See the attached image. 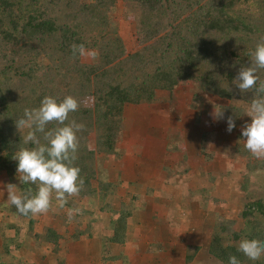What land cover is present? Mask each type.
<instances>
[{
    "label": "trees",
    "instance_id": "obj_1",
    "mask_svg": "<svg viewBox=\"0 0 264 264\" xmlns=\"http://www.w3.org/2000/svg\"><path fill=\"white\" fill-rule=\"evenodd\" d=\"M117 8L126 18L133 45L122 40L114 25ZM261 37L264 0H0V176L20 192L31 188L35 193L36 185L19 183L18 162L12 159L20 147L35 146L23 143L28 130L19 132L15 120L23 117L26 108H38L45 96L58 101L68 95L76 98L80 107L66 123L75 120L85 126L77 132L74 162L84 181L82 190L68 197L64 207L53 193L52 208L41 214L47 219L33 233L36 216H23L10 203L1 206L0 264H30L29 257L35 264H70L64 262L70 242L95 236L100 241L96 250L87 252L92 255L87 264H130L138 253L135 244L148 251L166 245L158 235L140 232L143 223L135 215L143 209L144 196L125 192L119 200L120 193H115L124 185L116 164L123 152L117 144L122 137L131 138L130 126L142 116L137 114L132 121L126 116L130 108L149 105L164 92L173 99L178 87H183L187 104L178 103L170 115L177 120L181 110L187 111L194 129L185 133L186 142H181L185 146L177 143L176 147L165 137L167 153L179 155L174 162L188 161L185 153L202 154L201 164L220 154L228 161L244 159L240 176L231 183L234 203L240 200L237 210L215 213L220 193L208 186L183 190L193 193L187 199L196 207L187 204L192 212L201 211L197 214L200 221L209 212L203 227L208 233L207 253L218 264H228L230 256L241 264H264V257L253 262L237 251L242 239L264 240V160L253 157L242 143L241 127L251 122L246 114L255 89L241 93L233 82L240 67L248 65L249 53ZM73 44L97 50L98 59L73 58ZM258 75L264 80V70ZM214 109L224 110L223 119L213 118ZM230 116L236 127L229 133L226 121ZM55 127L52 123L46 130ZM119 132L127 136H118ZM36 135L46 143L42 133ZM204 148L207 151L202 153ZM97 156L110 164L96 167ZM189 163L199 164V160L191 156ZM165 172L173 174L174 169ZM170 177V186L175 188L179 181ZM135 178L133 184L141 182ZM176 192L178 197L183 193ZM226 204L233 205L231 201ZM21 219L26 220L22 233ZM188 255L187 263L191 247Z\"/></svg>",
    "mask_w": 264,
    "mask_h": 264
},
{
    "label": "clouds",
    "instance_id": "obj_2",
    "mask_svg": "<svg viewBox=\"0 0 264 264\" xmlns=\"http://www.w3.org/2000/svg\"><path fill=\"white\" fill-rule=\"evenodd\" d=\"M73 58L96 60L99 52L86 49L83 44L71 46ZM248 65H242L233 81L241 93H248L255 89V95L247 107L250 123L241 127L245 149L255 158L264 160V80L258 73L264 70V37H261L255 48L249 53ZM80 102L71 95L57 100L52 96H45L38 108L25 109L23 117L15 120L19 132L27 129L23 136L25 145L31 143L32 148L20 147L13 155L17 161V176L20 184L36 185L33 194L31 188L20 192L15 184H7V200L17 212L23 216L47 214L52 208L53 193L60 207L68 202V197L76 196L82 190L84 181L80 177L79 167L74 166L77 159L79 141L77 132L84 129L83 124L75 120L69 121V114L77 111ZM224 110L214 109L213 118L223 119ZM56 124L57 127L46 130L47 125ZM227 131L230 133L235 127V121L230 116L227 121ZM42 133L46 143H41L36 133ZM73 213L69 212V219ZM237 251L249 261H259L264 257V240L242 239ZM228 264H241L236 256H230Z\"/></svg>",
    "mask_w": 264,
    "mask_h": 264
},
{
    "label": "rangeland",
    "instance_id": "obj_3",
    "mask_svg": "<svg viewBox=\"0 0 264 264\" xmlns=\"http://www.w3.org/2000/svg\"><path fill=\"white\" fill-rule=\"evenodd\" d=\"M115 15H116V18L113 20V22H114V25H116V27L118 29V33H119L120 37L127 44L129 43V44L133 45L130 42V37H129L130 33H129V29L126 27V24H125L126 18L123 15L122 10L120 8H117ZM82 59L85 62H89V60H90V59H85V58H82ZM183 90H184L183 87H178L177 90H175V92L173 93V96H174L173 99H169L168 94L166 92H164L163 94L156 96L153 99V102L151 104L141 106L142 108L138 106V108H134V109L130 108L132 110H128V112L126 113V116L130 117L132 121H133V118H135L137 116V114H140L144 117L139 116L138 117L139 120L134 121L132 123V125L130 126V130H131L130 137L131 138L123 139V137L122 138L119 137L121 139L117 145L119 148L122 149L123 153L124 152L128 153L130 151L132 153H141L138 151V149H140V150L142 149L143 143L145 144L146 142H149V140H151L152 141L151 145L154 147L156 145L155 140L159 139V138L163 139V136L169 138V141H172V143L175 142L176 147H178L177 143H179L181 146H185L184 143H181L184 140L186 142L187 135H185V133L188 132L189 129H192V128L194 129L193 123L190 122L191 114H189L187 111L184 112L181 110L182 114L179 112V114H180V117L178 118L179 120L178 119L175 120L170 115L174 110L177 111V104L178 103H181L182 105L187 104L185 101ZM203 123H204V119H201L200 127H202ZM133 127H136V128H133ZM138 130H140V131H138ZM137 133H143L142 135H144L146 137V140H144L143 137H142L143 139L142 138L140 139L141 136L135 137L137 135ZM162 134H163V136H162ZM118 136H127V135L126 134L121 135V133L119 132ZM89 137H90V139H89L90 146L92 147L94 140H93L92 135H90ZM138 143L140 145H137ZM172 143L170 142L169 144H172ZM242 143H244V141ZM169 148L172 151L175 150L174 145H170ZM181 150H182V147H181ZM183 151H184V149H183ZM206 151H207V149L204 148L202 153H205ZM142 153H145V152L143 151ZM167 154L171 158L174 156V153H171V152H169ZM185 155L187 157L190 156V158L192 156V159L193 158L198 159L199 164H191V166H190V163H188L189 161H185L184 163L173 162V163H171L170 167L174 169V172H172V173L173 174L176 173V175L169 173L168 176L169 177L173 176L174 179H176L177 181H181L182 183L187 182L188 180L193 183V179H194L197 182H200V184L205 183V185H206V183H208L209 186L213 185V184H217L216 188H215V192L217 194L220 193L219 194L220 198H218V200H217L220 208H218L215 212L217 214H221V213L223 214L226 211L228 212L230 210H232V211L237 210V208L239 207V201L240 200L237 199L236 202L234 203V201H233L234 195L233 194H235V192H233L234 187H233V185H231V183H232V181L234 182L235 180H237L235 178L240 176V174L242 172V168H243L242 166H243V162H244L243 160L244 159L239 158V159H233V160L231 159L230 161H228L227 157L224 158V157L220 156L221 155L220 154V155H218L219 158L214 157L208 163L201 164L202 163V156H203L202 154L199 155L198 153H185ZM140 157H141L140 154H135V155H132L130 157V160L134 161L136 159H139ZM108 164H110L109 160H104V159L102 160V159H100L99 156H97L95 158L96 167L105 166ZM111 165H114V163ZM134 168H136L135 165H134ZM182 169H185V170L187 169L188 172L185 173L184 171H181ZM197 170H199L200 172H198ZM120 171H121V169H120ZM140 171L150 172L151 169L150 168H147L144 170L140 169ZM175 171H177V172H175ZM127 173H129L128 170H127ZM136 173H139V170H137V168H136ZM205 173H207V175ZM226 173H228L229 175L225 176ZM183 174H186V175L183 176ZM169 177L167 178V175H166L164 178H166V180H168ZM210 177L213 178L212 181H209L208 178H210ZM214 179H216V180L214 181ZM226 179L229 182V184H227ZM249 181H250L249 185H251L250 183H251L252 179H250ZM142 182H144L145 184H146V182H150L149 177L147 176L146 180L145 181L142 180ZM4 184L7 185L8 182L5 181L3 179V177L0 176V207L9 204V202L7 200L6 187L4 186ZM196 185H199V184H196ZM254 188H257V187L255 186ZM166 190H168V192H167L168 195L170 193L171 194L177 193L175 188H173L171 186L166 187ZM192 190H194V189H192ZM178 191H180V190H178ZM125 192L136 193V195H140V196L142 194V197L144 196L147 198H150L148 196H151V194L148 193L149 191L140 185L135 186V185H125L124 184L121 192L118 189L115 191L116 195L120 193L119 196L117 195V197H119V200H120L121 195L123 196V193H125ZM182 192H183L182 196L184 197V191H182ZM191 195H193V193H191ZM238 196H240V195L238 194ZM171 197L173 198L175 196H171ZM148 200L149 199H147V201ZM212 200L213 199H211L209 201H212ZM181 201L182 200L180 199V197H178L176 199V203L178 205H181ZM223 201L225 202V204L223 203ZM230 201L233 203V205H230L228 207L226 202L229 204ZM116 206H117V202H116V200H113L112 207L116 208ZM209 209L210 208H208V210ZM187 210L192 211L190 208H187ZM178 211L180 214L182 212L188 213L184 209L183 206L179 207ZM208 213L203 214V218L201 219V221L196 220L193 224L194 225L193 228L199 230V224L200 223H201L202 228L204 226H206L207 222H205V219L210 218ZM177 217L178 216H176L175 211H174V218L166 216V219H165L166 228L169 232H171L170 230H176L177 229V226H178V218ZM36 219L37 220L32 227V233H33V231L34 232L40 231L41 226L44 224L43 219H47V218H45V216H43V215H38V216L36 215ZM50 221H52V220L49 219V217H48V222H50ZM19 227L21 228L20 233H22L26 227V220L25 219L20 220ZM93 230H94V228H93ZM203 230H204V228H203ZM188 235H190L188 238L192 237L191 234L188 233ZM172 236H174V235L172 234ZM159 237L162 241H165L164 232H162L161 236H159ZM190 240H193V239H190ZM98 241H100L99 237L95 236L89 240L84 239V240H79L78 242H70V244L67 247L68 251H67V254L65 255L64 262H67L70 264L91 263L92 259H88V256H92V255H89L87 252H89L90 251L89 249H92V248H94V250H96V248H97L96 243H98ZM27 253H29V252H27ZM26 260H28L27 262H29L30 264H33V263L35 264L34 258H32V257L31 258L29 257ZM37 264H45V262H40Z\"/></svg>",
    "mask_w": 264,
    "mask_h": 264
},
{
    "label": "crops",
    "instance_id": "obj_4",
    "mask_svg": "<svg viewBox=\"0 0 264 264\" xmlns=\"http://www.w3.org/2000/svg\"><path fill=\"white\" fill-rule=\"evenodd\" d=\"M140 136V139L143 137L144 140H146V137L144 135ZM163 139H156V145L154 147L151 145L152 141L149 140V142L142 144L141 150L138 149V151L141 153H123V156L119 159L118 162H116L117 170L120 172L122 179H124L125 185H140L146 188V190L149 191L148 193L151 194V196H148L150 198L144 197V203L142 205L143 209L140 210L141 212H139L138 215H135V220L143 223L140 232L144 234V236L148 235L150 237L155 235L161 236L162 232H164L165 236V241H162L161 239L160 240L166 245H163L156 250L148 251L145 250L146 246L135 244L134 248L138 253L135 252V254L137 253V255L135 259L134 257H132L134 260L131 258L132 261L130 262V264H218L216 263V261L211 259L207 253L206 244L208 243V233L203 230V228L201 227V223L199 224V230L193 228L194 225L193 221L191 220H200V218L197 217V214L200 215L201 211L198 213L195 211V214L194 212L187 210V208H189V204H187V202L193 204L194 207H196L195 202L189 201L187 199L188 196L189 199L192 198V195L185 193L184 195L186 198L180 195V199L182 201L181 205H178L176 203V199L178 198L176 195L177 193H170L169 195L167 194L168 190H166V187H170V183L172 182L170 179L172 178L169 177L165 171L166 169L170 168L171 163L179 159V155L174 153V156L172 158L168 156L166 151L167 143L164 136ZM137 145L140 144L138 143ZM143 151L145 153H142ZM135 154H140L141 157L139 159H136L137 161H131L130 157ZM187 160H190V156L187 157ZM134 165L136 166L137 170H139V173H136V168H134ZM147 168H150L151 171H140V169L144 170ZM127 170L129 171V173H127ZM166 175L167 178L169 177L168 180L164 178ZM147 176L149 177L150 182H146L145 184L144 182H142V180L145 181ZM134 178L138 179L141 182L133 184V181H135ZM178 183L179 184L175 185V189L181 191H183L185 188L192 190L202 187L205 188V186H208L210 187V189L215 190V187H213V185L209 186L208 183H206V185L205 183L200 184V182H197L194 179L193 183L189 180L184 183L179 181ZM171 196H175L173 197L174 199ZM147 199L149 200L147 201ZM178 206H183L188 213H183L181 211L182 213L180 214L178 211ZM174 211L176 212V216H178V226L176 230L169 229L171 231L169 232L166 228L165 219L166 216L174 218ZM190 215H194L195 218H192ZM208 222H211V219ZM210 224L211 223H208V226ZM188 233L191 234L192 237L188 238L190 236L188 235ZM172 234L174 236H172ZM189 247H191L192 249V257L190 259V262L187 263L186 258H188L189 256Z\"/></svg>",
    "mask_w": 264,
    "mask_h": 264
}]
</instances>
